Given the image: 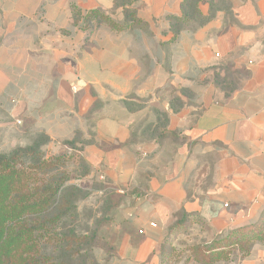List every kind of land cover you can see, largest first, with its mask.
Here are the masks:
<instances>
[{"label":"crops","instance_id":"obj_1","mask_svg":"<svg viewBox=\"0 0 264 264\" xmlns=\"http://www.w3.org/2000/svg\"><path fill=\"white\" fill-rule=\"evenodd\" d=\"M112 1L0 0V110L51 145L74 142L121 197L102 264H161L169 238L170 264H199L183 251L264 210V0L201 1L212 17L176 36L184 0H134L143 26L123 32L73 26L71 4L120 13ZM217 264H264V245Z\"/></svg>","mask_w":264,"mask_h":264},{"label":"trees","instance_id":"obj_2","mask_svg":"<svg viewBox=\"0 0 264 264\" xmlns=\"http://www.w3.org/2000/svg\"><path fill=\"white\" fill-rule=\"evenodd\" d=\"M133 1H112L115 8H120L119 12L122 16L120 20L112 18L110 14L99 9L82 11L75 4H71L72 24L84 31H89L98 25H105L113 32L127 31L136 26L142 27L143 23L135 16V10L131 7ZM201 1L203 0H184L182 16L169 18L174 36L183 29L193 28L195 26L193 19L198 17L200 21L197 24L200 25L212 17V9L208 16L201 15L198 9ZM39 135L49 142L46 136ZM73 143L65 142L64 145L73 152L78 150ZM37 152V148L25 147L8 154H0V264H69L62 258L55 260L46 253L49 240L55 241V236L52 234L53 226L50 223L53 224L56 220L41 218L43 213L59 201L60 191L66 181L47 182L41 184V187L35 184L34 168L39 172L48 171L56 167L60 158L45 160L36 157ZM27 157H35L38 160L35 166L21 165V161ZM111 193L114 195L109 201L111 203H108L107 210L118 206L121 200V197L114 192ZM181 219L179 222L182 221ZM175 230L185 231L183 225H175L169 228V233L172 234ZM94 236L95 232L84 237L69 238L79 243L84 242L87 247L84 255L86 264H99L93 254ZM67 239V236L59 233L58 247L63 254L69 250L66 247ZM256 244L264 245V210L257 223L232 230L209 243L191 246L183 252H187V260L192 259L199 264H217L247 257ZM159 256L161 264H170V260L176 256L170 238L161 245Z\"/></svg>","mask_w":264,"mask_h":264},{"label":"rangeland","instance_id":"obj_3","mask_svg":"<svg viewBox=\"0 0 264 264\" xmlns=\"http://www.w3.org/2000/svg\"><path fill=\"white\" fill-rule=\"evenodd\" d=\"M203 1L209 3L210 7L215 10L225 7L230 0ZM117 12L119 11L117 10ZM118 14L120 13L115 12L111 16L118 20ZM193 21L194 24H197L200 19L197 17ZM25 147L37 148L36 157L45 160L60 158L56 167L48 171L39 172L34 168L37 187L56 180L66 181L60 191L59 201L41 215V218L45 220H56L55 223H50L53 226L52 234L55 236V241L49 240V244L46 245V253L53 256L55 260L62 258L69 264H83L87 247L84 242L79 243V241L69 238L71 236L84 237L95 232L92 243L94 245L93 254L98 263L102 264L97 259L96 252L99 247L108 250L109 243L114 239L111 230L113 220L110 217L113 216L118 206L107 210L108 203H111L109 201L114 194L95 175L89 174V168L76 153L51 145L39 134L24 132L19 124L8 120L0 110V154H8L13 150ZM37 161L35 157H27L21 161V165L35 166ZM108 216L109 218H106ZM59 233L68 237L66 247L69 250L64 254L58 247ZM51 241L55 243L53 244Z\"/></svg>","mask_w":264,"mask_h":264},{"label":"built area","instance_id":"obj_4","mask_svg":"<svg viewBox=\"0 0 264 264\" xmlns=\"http://www.w3.org/2000/svg\"><path fill=\"white\" fill-rule=\"evenodd\" d=\"M98 179L103 182L105 178H104L103 174H99Z\"/></svg>","mask_w":264,"mask_h":264}]
</instances>
